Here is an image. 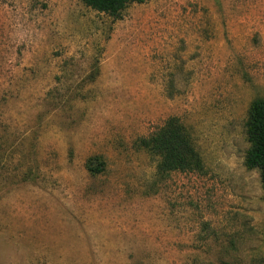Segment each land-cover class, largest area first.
<instances>
[{"label":"rangeland","instance_id":"rangeland-1","mask_svg":"<svg viewBox=\"0 0 264 264\" xmlns=\"http://www.w3.org/2000/svg\"><path fill=\"white\" fill-rule=\"evenodd\" d=\"M256 97L264 0H0V264H264ZM172 115L204 169L156 181L134 143Z\"/></svg>","mask_w":264,"mask_h":264},{"label":"trees","instance_id":"trees-1","mask_svg":"<svg viewBox=\"0 0 264 264\" xmlns=\"http://www.w3.org/2000/svg\"><path fill=\"white\" fill-rule=\"evenodd\" d=\"M80 1L98 12L118 16L128 4L144 0ZM244 132L248 147L243 163L246 168L257 170L264 202V97H256L249 103ZM134 144L154 159L156 181L167 178L172 172H202L204 169L188 127L177 116H168L154 131L138 137ZM86 166L90 173H99L104 168V161L101 156L93 155L88 157ZM207 264H233V260L231 257L224 259L218 256Z\"/></svg>","mask_w":264,"mask_h":264}]
</instances>
